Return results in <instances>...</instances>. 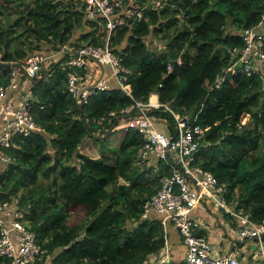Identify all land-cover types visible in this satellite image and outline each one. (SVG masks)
Masks as SVG:
<instances>
[{
  "label": "trees",
  "instance_id": "16d2710c",
  "mask_svg": "<svg viewBox=\"0 0 264 264\" xmlns=\"http://www.w3.org/2000/svg\"><path fill=\"white\" fill-rule=\"evenodd\" d=\"M116 1L117 13L144 8L140 20H126L108 39L129 72L130 96L113 82L80 106L67 88L69 70L53 63L27 89L40 130L3 148L11 162L0 163V204L24 213L19 221H27L44 251L32 264L48 256L51 264H146L165 248L172 224L142 214L170 168L155 158L140 161L143 139L133 130H123L119 146L97 158L80 153L87 139L104 144L119 112L152 94L163 107L148 114L170 131L175 120L165 107L206 129L193 164L226 185L232 211L264 219V64L249 75L235 57L245 48L243 31L264 29V0H160L158 8L154 0ZM84 7L83 0H0V86L8 84L10 67L29 56H48L66 43L102 47L105 19L87 18ZM178 57L182 63L168 73ZM77 209L83 219L69 224ZM216 212L235 225L230 213ZM0 264L9 259L0 257Z\"/></svg>",
  "mask_w": 264,
  "mask_h": 264
},
{
  "label": "built area",
  "instance_id": "2783aa9c",
  "mask_svg": "<svg viewBox=\"0 0 264 264\" xmlns=\"http://www.w3.org/2000/svg\"><path fill=\"white\" fill-rule=\"evenodd\" d=\"M83 1L87 18L94 19L100 15L105 19V44L102 47L74 48L66 43L48 56H29L22 63L10 67L8 84L0 86V163L3 165L11 162L3 148L9 147L13 137H27L40 130L31 114V94L25 90V84L40 77L43 69H48L51 64L57 63L61 69L69 70L67 88L78 104H86L95 89H107L110 81L130 96V87L126 84L129 72L120 66L119 57L109 49L108 39L126 20H140L144 8L127 7L122 13H117L115 7L119 3L116 0ZM152 4L158 8L161 1L154 0ZM262 24L264 12L260 25ZM261 30L257 26L243 31L245 48L235 56H239L238 63L245 64L244 72L249 75L258 72V61V64H264V29ZM181 63L180 57L170 61L167 72H171L175 65ZM91 64L100 68V75L88 86L86 82ZM236 64L231 65L227 71L233 72ZM153 96L155 99H152ZM156 96L152 94L147 103H135L121 110L119 115L122 118L113 128L133 130L142 137L143 143L137 152L142 163H148L150 158H155L170 168V175L160 178L159 190L144 205L142 218L154 213L161 216L164 226L171 223L177 230L185 248L183 262L179 264H264V219L257 223L249 215L232 211L226 202V185L219 183L210 172L193 164L196 153L202 147V137L206 129L165 107L175 120L174 129L170 131L167 125L148 114L149 109L163 107ZM109 115L115 116V113ZM199 208L205 212L223 209L233 216L234 226L222 220H217L216 224V228L223 230L225 236L231 240L230 251L218 254L204 236L196 234L200 230L208 229L205 224L215 226L212 221L193 216V212ZM0 213V257L8 258L9 264H32L40 260L44 251L36 244L33 232L25 228L27 221H19L24 213L8 203L0 204ZM163 262L166 261L159 263Z\"/></svg>",
  "mask_w": 264,
  "mask_h": 264
},
{
  "label": "crops",
  "instance_id": "0c3cea01",
  "mask_svg": "<svg viewBox=\"0 0 264 264\" xmlns=\"http://www.w3.org/2000/svg\"><path fill=\"white\" fill-rule=\"evenodd\" d=\"M90 72H89V79H87L86 84H88V86L90 84H92L94 81L97 80V78L100 75V68H96L94 65L91 64V68H90ZM30 83H26L25 84V90L27 91V89L29 88ZM113 85V81H110L108 83V87ZM157 97V96H156ZM158 98V97H157ZM152 99H155V96H153ZM90 141L91 144V139H87ZM86 142V141H85ZM82 152V151H81ZM217 210H209L210 215H208L206 212L202 211L201 208L197 209L196 211L193 212V216L194 217H200L203 218V220H209L212 221L213 223H215V226L212 224V226L205 224V227L208 229H203V234L204 237L210 236L212 237L213 243V249L215 250L216 253L218 254H223L227 251H230V245H231V240H229L223 230H218L216 228V224H217V220L219 221L220 216L218 215L219 213L216 212ZM215 219V220H214ZM208 223V222H207ZM212 229V232L210 231ZM221 231L223 233H221ZM166 243L169 244V248L171 249V253L175 252V250H173V246L175 245H180L182 246V250H184V246L181 243V238L179 233L177 232V230L173 227V226H167L166 229ZM239 245V244H238ZM240 246V245H239ZM180 250L178 253L174 254L172 257H170L169 261L172 262L173 264H179L182 263V259L180 255V252L182 251ZM166 260V259H165Z\"/></svg>",
  "mask_w": 264,
  "mask_h": 264
},
{
  "label": "rangeland",
  "instance_id": "374dc122",
  "mask_svg": "<svg viewBox=\"0 0 264 264\" xmlns=\"http://www.w3.org/2000/svg\"><path fill=\"white\" fill-rule=\"evenodd\" d=\"M102 137L106 138V141L104 142V144H99V142L98 143L93 142V140L91 141V144H90V141L86 140V142H84L80 147V153L86 154L90 157L97 158L99 156V153L101 152L100 151L101 149H104L105 151L103 152L107 153L109 152V150H113L117 148L122 140L123 130L122 129L121 130L111 129V130H108L105 136H102ZM83 215L84 213L82 210L80 209L75 210L74 212H72V214L69 217V220H68L69 224L79 223V221L83 219ZM221 233L223 232L221 231ZM205 239L207 240L209 245L213 243L212 237L206 235ZM168 246L169 244L167 243L165 245V248L158 255L151 256L146 264H158L159 261H162L163 259L169 260L170 257L178 253L180 250H182V246L175 245L173 246V250H175V252L171 253V249ZM183 255H184V252L182 250L179 255L181 256V259L183 258ZM50 262H51V256H48L46 258L45 264H51Z\"/></svg>",
  "mask_w": 264,
  "mask_h": 264
},
{
  "label": "clouds",
  "instance_id": "9594fccd",
  "mask_svg": "<svg viewBox=\"0 0 264 264\" xmlns=\"http://www.w3.org/2000/svg\"><path fill=\"white\" fill-rule=\"evenodd\" d=\"M73 78H75V77H73ZM167 244V243H166ZM163 260H165V259H163ZM166 262H163V263H170V262H167L168 260H165ZM160 262V261H159ZM163 263H161V264H163Z\"/></svg>",
  "mask_w": 264,
  "mask_h": 264
},
{
  "label": "water",
  "instance_id": "95a60500",
  "mask_svg": "<svg viewBox=\"0 0 264 264\" xmlns=\"http://www.w3.org/2000/svg\"><path fill=\"white\" fill-rule=\"evenodd\" d=\"M78 100H80V98H78ZM78 105H80L81 106V104L79 103Z\"/></svg>",
  "mask_w": 264,
  "mask_h": 264
}]
</instances>
